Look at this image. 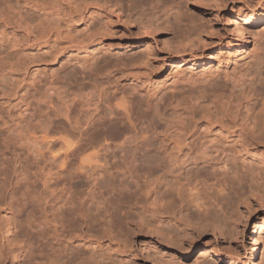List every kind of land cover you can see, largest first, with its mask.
Segmentation results:
<instances>
[{"label": "rangeland", "instance_id": "rangeland-1", "mask_svg": "<svg viewBox=\"0 0 264 264\" xmlns=\"http://www.w3.org/2000/svg\"><path fill=\"white\" fill-rule=\"evenodd\" d=\"M58 1L62 5L58 11L60 23L70 16L76 26L71 43L54 42L53 37L43 35L44 26L40 25L45 20L41 15L49 13L56 1L0 0V264H209L212 260L205 252L216 246L223 252L231 250L240 259L248 250L250 264H264V207L252 204L243 211L234 200L222 205L225 217L221 218L220 228L225 233L236 229L238 235L225 240L227 236L216 234L218 239L213 240L201 221L204 214L193 208L186 210L183 191L181 203L177 190L171 188L168 165L150 187L153 194H135L137 202L131 199V204L136 202L139 208L124 214L123 198L137 188L122 175L124 166L118 160L133 145L143 148L137 157H164L173 126L190 127L186 138L194 145L207 139H213L211 145L227 149L243 140L264 145V130L254 134L238 125L240 137L226 139L217 130L208 136L202 117L204 103L189 101L200 93L230 96L232 107L243 119L258 117V109L252 108L264 92V86L257 83L258 75L264 76V20L243 27L244 44L231 36L232 24L226 22L237 10L263 8L264 0H170V6L154 3L150 7L155 11L147 6L145 16L164 22L158 31L137 22L139 0H106L102 9L94 5L96 0H73L83 8L80 16L68 15V0ZM104 9L119 12L126 24L111 15V32L102 41L101 27L109 17ZM186 25L212 28L216 34L190 32L191 50L169 53L182 37L175 34ZM61 26L64 28V24ZM27 27L29 34L24 32ZM230 42L241 50L239 61L234 65L230 57L225 67L216 69L214 60L203 70L199 64ZM148 53L159 55L165 65L169 59L173 63L160 75L161 70L147 78L142 73L131 75ZM186 60L198 64L193 66ZM243 91L248 94L242 99ZM123 95L141 101L139 115L134 110L129 123L112 120L107 126L93 129L91 125L98 117L115 116L114 111H104L106 99L114 97L116 102ZM208 109L215 112L220 105ZM176 112L183 113L182 123L175 119ZM25 129H30L27 132H33L36 139L44 135L52 140L46 143L39 139L35 146L39 148L29 150L18 140ZM62 134L80 144H108L104 154L110 159L102 169L76 171L78 177L75 171L60 174L58 137ZM147 147L149 152H144ZM224 155L231 153L227 150ZM212 158L221 161L220 154ZM255 164L259 165L255 169L258 175L243 180L244 191L249 186L264 187V166ZM135 165L139 173L147 171L140 163ZM222 165L228 183L237 182L230 179L233 168L239 171L238 176L247 171L238 160ZM78 166V161L72 163V168ZM190 167L195 169L186 166ZM197 168L210 177L224 173L209 169V164L200 163ZM143 183L140 180L139 187ZM214 192L205 191L221 201L223 195ZM74 194L79 195L77 200H66ZM155 201L158 203L152 206ZM72 207L78 211L75 216L71 215ZM190 243L191 252L184 257ZM214 264L227 263L216 260Z\"/></svg>", "mask_w": 264, "mask_h": 264}, {"label": "bare ground", "instance_id": "bare-ground-1", "mask_svg": "<svg viewBox=\"0 0 264 264\" xmlns=\"http://www.w3.org/2000/svg\"><path fill=\"white\" fill-rule=\"evenodd\" d=\"M54 1H56L57 4L49 8L52 10L49 11V13L46 12L47 14L43 13L41 15V18L45 20L42 21V24L40 25L41 27L44 26L42 30L43 35L44 37L48 38L53 37L54 42L60 43L61 41H66L67 43H71L74 40L72 35L76 31V26L74 25L73 17L69 16L67 19L64 20V23H60L58 11L59 7L61 8L62 5H60V1ZM113 1L117 3L118 0ZM106 2V0H96L94 5H96V7H99V9H102L104 5H107L108 2ZM138 2L140 5V15L137 19L139 25L150 30L158 31L161 25L164 24V22L161 23L158 18H153V16L146 17L145 13L148 10L147 6L149 7V10L151 8L150 6H152L154 3H156V5L163 3V5L170 6V0H139ZM68 5L70 9L68 15L74 13L80 16L82 14L83 8H80L81 5L75 4L73 0H68ZM105 10H107L109 17H105V22L101 27L102 34L100 35V40L102 41L105 40L104 36L110 34L111 32L109 28V26L113 24V19L110 18L111 15H114L115 18H120L121 24H126L123 17H119V12H116L115 10L109 11L108 9H104V11ZM151 11L153 12L155 11V9L151 8ZM81 19L82 18H80V20ZM218 19L219 18H216L215 22H218ZM261 20H264V7L262 8L261 6H258L250 9L248 12H238L237 10V13H231L230 16L227 18L226 23L232 24L231 36L238 37L241 40V43L244 44L245 41L243 36V27L246 25L257 24ZM61 24H64V28L61 26ZM40 26L39 30L41 29ZM185 28L186 29H180L175 34V37H178L179 39L181 36L182 37L179 42H177V44L173 46V50L170 51L169 49V53L175 52L176 54H184L188 50L190 51L192 48V42L189 41L190 32L195 33L197 31H203L207 32L209 35L216 34L214 30H212V28L208 29L207 27V29L205 27L193 28L186 25ZM24 30L26 34H29L30 30H28V27ZM72 30H74V32ZM83 43L84 41H82L80 44ZM101 47L110 48V46ZM119 50L122 49L119 48ZM146 57V60L141 61L138 64L139 67H137V70L132 71L131 75L136 76L139 73H142L145 78H147L161 70L159 73L160 75L165 73L166 67L172 65L173 63L171 62V59H169V64L165 65L162 62V58H160L159 55L155 53H148ZM230 57L232 58V62L234 65L239 61L241 57V50L235 47L233 45V42H230L229 46H227L226 48L219 49L215 55L210 54L209 56H207L205 61L199 65L202 67L203 70H205L208 67L212 66V63L214 62V60H216V69L219 67H225ZM184 62L187 64H192L193 66L198 64L196 62H191L190 60H186ZM190 68L192 67L190 66ZM262 77L264 76H262L261 74H259L257 77V83L260 86H264V80L261 81V79H263ZM247 94L248 92L243 91L241 93V98L243 99L247 97ZM111 100L106 99V105L104 104V111H114L115 116L113 118H109L108 116L98 117L97 120H95L91 125L93 129H95L94 127L96 126H100L101 128L102 126H107L111 124L112 120H115L116 123H126L125 120L128 121L129 118L132 119V115L135 116L134 114H131L134 110L135 114L139 115V111L142 108L141 101L135 96L125 97L123 95L120 100H116V102L115 99H113L114 102H112ZM189 101L192 103L198 101L204 103L206 110L202 114V117L204 119L203 124L206 126V129L209 134L208 136L213 133L212 131L217 130L218 134L225 135L226 139L232 136L240 137V135H237L238 133L240 134V130H237L238 127H240L242 130L244 127L248 128L249 131L254 134L258 130H264V92L257 100L255 106L252 108V110L258 109V111L256 112V116L258 115V117H247L244 119L240 116V111L232 107L233 101L230 96H206L204 93H200L196 97H190ZM218 104L220 105L219 110L211 112L208 109L210 106L216 108ZM245 111H248L247 107H245ZM129 114L131 115L130 117L128 116ZM136 118L138 117H135V120L137 121ZM190 118L191 120H194L195 115L191 114ZM175 119L178 122L182 123L184 120L183 113L176 112ZM29 130L25 129L24 131H22L18 136V140L19 142L22 141V143L26 144L29 150H33L36 144L39 145V143H37L39 141L37 140H39L40 138L36 139L37 137L34 136L35 134L33 135V132H31L32 134L28 133L30 132ZM191 130L192 129H190V127L173 126L171 128L170 145L168 146V148L163 150V152L165 153L164 157L155 155L148 156L145 154L142 157H137L136 153L138 151L143 150V148L139 147L138 145L128 146L126 148V151L118 157V160L124 166V171L122 172V175L128 177L131 181V184H133V186L137 188V191L133 192L132 195H127L123 198L125 200L123 202V204H125L124 214H128L135 207V209L139 208L136 206L137 197L135 196V194H144L149 196L153 194V191L150 187H152L153 184L159 181L160 176H162L160 173H165L169 165L170 186L171 188H175L177 190V194L181 200V203H183L184 201V198L180 196L181 190L183 191L184 197L187 198V207L185 209L189 210L193 208L195 212L204 214L201 221H203L204 226L209 229L213 240H217L218 236H227L225 237V240H231L234 236L238 235V231L234 229L228 230V232L226 231L225 233L224 230L220 228V221H223L221 220V218L225 217L224 212H222V205H226L230 203L231 200H234L236 203L240 204V206L244 209L243 211L248 210L249 207L253 206L252 204L257 205L260 208L264 207V187L260 185H257L256 187L249 186L246 191L243 190V180L248 177L254 179L255 176L258 175V172L255 169H258L257 167L259 165H256L255 162H259L261 165L264 166V145L253 143V141L251 140H243L239 142L236 147L232 146L227 149L226 147H223L221 145H211L213 139L199 140L197 145H194L193 142H187L186 138V135ZM58 139L60 140V149L62 152V155L59 157L58 160V169L60 174H64L67 172L72 173L71 171H75L73 173H75V177H78L79 173H77L76 171L87 172V170L92 168L102 169L105 166L106 162L110 159L108 155L104 154V151L106 152L107 149H109L110 147L108 144H98L97 142L89 144H80V142L78 141L73 142L66 134H62L58 137ZM260 139L261 138L255 140L257 141ZM262 139L264 140V137ZM40 140L42 142L49 143L52 139L50 138L48 140V136L46 137L43 135L41 136ZM116 147L117 146H115V148ZM38 148L36 147L35 149ZM227 150L230 151V156L224 155L225 151ZM144 152H149L148 147L144 150ZM214 154H220L221 161L212 158ZM111 156L113 158L115 157V154L113 153L111 154ZM54 158L55 156L52 159ZM236 160L241 163V168L247 167L246 174L238 176L239 171L236 168H233V170L231 171L232 174L230 179L232 180L233 178H235L237 179V182L228 183L225 178V167L222 165V163H226L228 161L235 162ZM75 161L79 162V166L74 169L72 168V163ZM212 161L213 163H211L210 165V162ZM137 162L140 163V165L147 171L139 173L140 170L135 165ZM200 163L209 164V169H220L224 171V173L218 176H206L205 171L200 170V168H197V165ZM186 166H195V169H192V167L186 168ZM117 170L118 169L116 168L115 171ZM140 180H143L144 183L142 184V186L139 187L138 182ZM207 190L215 191V194H222L223 197L221 198V201L216 199L214 197V194L211 195L205 193V191ZM77 196L79 195H71L67 197L66 200H70V203H72V200L78 199ZM131 199L136 200L133 205L131 204ZM157 203L158 202L155 201L154 204L152 203V206H155V204ZM72 208L71 210L74 211L71 215L75 216L78 211H75L76 208ZM191 219L192 218H187V220L189 221ZM216 234H218V236ZM191 245V243L188 244L185 252L182 254L184 257H187L191 252ZM246 252V255L240 259L238 256L233 254L231 250L223 252L220 248H217L216 246L210 248L207 252H205V256L209 257V259L212 260L209 262V264H214L216 260L224 261L227 264H250L249 258L251 257V254L248 250H246Z\"/></svg>", "mask_w": 264, "mask_h": 264}]
</instances>
